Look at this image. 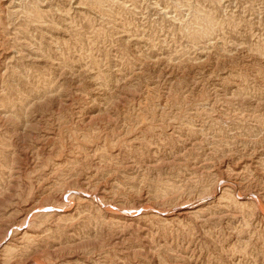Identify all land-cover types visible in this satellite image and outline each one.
Segmentation results:
<instances>
[{
    "label": "rangeland",
    "instance_id": "obj_1",
    "mask_svg": "<svg viewBox=\"0 0 264 264\" xmlns=\"http://www.w3.org/2000/svg\"><path fill=\"white\" fill-rule=\"evenodd\" d=\"M0 264H264V0H0Z\"/></svg>",
    "mask_w": 264,
    "mask_h": 264
},
{
    "label": "bare ground",
    "instance_id": "obj_2",
    "mask_svg": "<svg viewBox=\"0 0 264 264\" xmlns=\"http://www.w3.org/2000/svg\"><path fill=\"white\" fill-rule=\"evenodd\" d=\"M228 159V158H227Z\"/></svg>",
    "mask_w": 264,
    "mask_h": 264
}]
</instances>
